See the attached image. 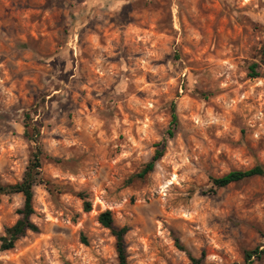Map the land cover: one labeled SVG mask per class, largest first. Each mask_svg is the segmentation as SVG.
<instances>
[{
    "label": "rangeland",
    "instance_id": "rangeland-1",
    "mask_svg": "<svg viewBox=\"0 0 264 264\" xmlns=\"http://www.w3.org/2000/svg\"><path fill=\"white\" fill-rule=\"evenodd\" d=\"M36 144L39 232L0 264H118L104 211L129 228V264H245L264 178H211L264 168V0H0V185ZM22 205L0 195V239Z\"/></svg>",
    "mask_w": 264,
    "mask_h": 264
},
{
    "label": "trees",
    "instance_id": "trees-1",
    "mask_svg": "<svg viewBox=\"0 0 264 264\" xmlns=\"http://www.w3.org/2000/svg\"><path fill=\"white\" fill-rule=\"evenodd\" d=\"M250 77L251 78H259L260 72L258 65L256 63H252L249 66ZM171 125L177 126V117L175 112H172V121ZM27 133V132H26ZM28 139L32 140L29 134H26ZM170 136H173V132H169ZM42 150L36 144L35 150L31 155L26 171L20 182L13 185H0V195L5 194H20L23 197V205L22 208L18 210L19 219L16 223L7 228L5 231V235L0 239V249L2 251H9L14 249L16 243L26 236L28 232L37 233L39 232V228L35 223L32 222L31 218L34 215V188L40 183V169L42 166L41 161ZM164 156V146L156 149L151 160L145 164L142 171L137 175L138 178H144L148 174L154 171L156 163L162 159ZM253 177H263L264 178V168L261 166H256L252 169L246 171H231L219 178H211L213 186L216 188H225L231 184L242 182L246 179H250ZM84 211L90 212L91 205L88 201H84ZM99 223L106 229L110 230L111 234L114 236L116 240V252L118 264H129L128 262V254L125 243V237L129 232V228L127 226L118 228L114 225V219L112 213L110 211L102 212L98 217ZM178 248L183 250V247L179 244ZM264 255V249L259 250L256 248L255 250L246 251L245 252V264H253L256 260L262 259ZM188 264H206L202 258H195L189 256Z\"/></svg>",
    "mask_w": 264,
    "mask_h": 264
}]
</instances>
